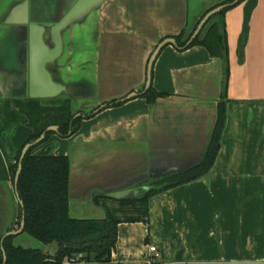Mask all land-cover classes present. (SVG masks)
Masks as SVG:
<instances>
[{"label":"crops","instance_id":"1","mask_svg":"<svg viewBox=\"0 0 264 264\" xmlns=\"http://www.w3.org/2000/svg\"><path fill=\"white\" fill-rule=\"evenodd\" d=\"M220 1L102 0L56 31L63 0H29L27 5L25 0H0V100L24 99L21 86L30 85L24 70L31 58V26L45 28L44 51L53 58L44 63L41 85H60L57 97L96 106L118 99L102 93L114 77L126 79L125 95L140 90L157 44L190 30ZM24 16L29 34L19 23ZM224 22L230 59L227 120L210 171L153 196L148 223H119L110 262L61 264H147L151 244L162 252L161 264H264V0L239 1ZM117 43L128 44L119 58L112 53ZM224 78L222 59L205 47L168 45L154 64L152 81L168 96L154 104L138 96L84 119L69 138L70 148L55 152L69 156L74 180L94 174L113 156L145 153L161 139H188L202 147L216 120ZM0 186L8 189L11 182L2 180ZM12 215L8 223L0 218V238L11 228ZM70 215L100 219L106 212L95 200L70 199ZM51 246L41 248L48 253Z\"/></svg>","mask_w":264,"mask_h":264},{"label":"trees","instance_id":"2","mask_svg":"<svg viewBox=\"0 0 264 264\" xmlns=\"http://www.w3.org/2000/svg\"><path fill=\"white\" fill-rule=\"evenodd\" d=\"M233 1L222 0L212 8ZM232 7L212 16L192 44L185 48L203 46L212 57L220 58L224 63L225 78L218 103L217 118L210 144L201 164L184 173L154 183L148 191L139 196L115 200L117 203L115 209L108 207L109 198L97 197L95 203L102 206L106 212L102 219L73 218L70 215L69 196L71 161L68 155L52 153V144H46V142L54 132H47L46 138L32 147L22 161L23 169L18 191L24 207H20L18 223L20 224L24 213V232L44 246L56 244L60 249L55 257H51L42 248L16 245L14 244L15 236H8L3 244L7 255L5 264H61L65 259L110 262L117 242L119 223L139 221L148 223L149 201L153 196L197 180L210 171L221 148L227 120L224 100L227 96L230 59L224 15ZM212 8L208 9L202 17ZM201 18L189 34L184 29L173 36L177 39L179 47L186 45ZM168 95L167 92L158 91L152 84L150 89L140 96L149 104H154L158 98ZM124 102L112 99L106 104L110 107L111 105L119 106ZM74 116L72 99L69 98L52 99L47 103L37 98L0 100V148L9 160L10 172L15 175L23 147L39 138L49 126L58 125L61 136L74 134L82 122V117L73 120ZM42 145L45 146L36 151ZM6 179H8V173L5 171L0 152V181ZM0 264H4L1 251Z\"/></svg>","mask_w":264,"mask_h":264},{"label":"water","instance_id":"3","mask_svg":"<svg viewBox=\"0 0 264 264\" xmlns=\"http://www.w3.org/2000/svg\"><path fill=\"white\" fill-rule=\"evenodd\" d=\"M28 1L29 0H25L24 4L27 5ZM101 1L102 0H63V8H65L62 10V17H60V21L54 29L56 31H60L65 24L67 25L73 20L83 17L94 7V5ZM239 1L240 0H234L231 3L221 4L208 11L199 21L196 29L193 31L185 46H178L177 39L173 37L175 35L165 37L162 41H160L149 58L147 65V79L143 90L132 91L127 96L119 100L123 102L130 100L144 94L150 89L153 81L154 64L166 46L172 45L179 49H185L189 47L212 16L220 13L226 8L235 5ZM28 22L29 21L25 16L19 20V23L25 24V27H22L25 33L28 31L27 33L29 34L30 27L27 25L29 24ZM44 30L45 28L43 27L35 28L34 26H31L29 39L31 58L28 69L26 70L25 68L24 70V74L26 76L25 84L29 81L30 85L21 86L22 90H25V95H23L21 98H53L57 97V94L61 92L60 85H53L52 87H48L50 85H41L40 75L41 73L42 76L44 74V63L46 60H50L51 62L53 60L51 56L46 58L48 54H45L44 41L41 39V35ZM105 106L106 104L101 105L97 111L103 109ZM213 128L208 140L205 144H203L202 147H195L194 145L190 144L189 141H187L188 139L183 141L178 138H165L161 139L160 141H154L149 146L148 150L140 155H131V153H128L113 157L96 167V169L93 171L94 174L89 175V177H78L74 180H70V199H84L93 201L97 197L104 196L115 200H122L132 196H139L148 191L154 183L168 177L184 173L189 169L201 164L210 144ZM57 130L58 126H50L47 129V131ZM46 132L43 133L36 141L28 143L23 148L21 159L25 157L32 146L38 144L45 138ZM21 171L22 163H20L18 167L15 184L19 203L21 206H23L24 203L19 197V193L17 191V185ZM24 228L25 219L23 216L20 228L18 230L7 231L5 234H3L1 238V244H3L4 240L8 236H16L22 233ZM2 250L4 254V260L6 262L7 255L3 246ZM58 251L59 246L54 244L49 248L48 254L51 257H55Z\"/></svg>","mask_w":264,"mask_h":264},{"label":"rangeland","instance_id":"4","mask_svg":"<svg viewBox=\"0 0 264 264\" xmlns=\"http://www.w3.org/2000/svg\"><path fill=\"white\" fill-rule=\"evenodd\" d=\"M192 7L199 8L200 4L199 3H197V4L192 3ZM195 25H194V27H195ZM194 27H192L190 30H188L187 34H189L191 32V30H193ZM93 46L94 45H90V48L94 49ZM127 46H128L127 43H117V45H116L117 48H114L112 50V53L116 54L117 57L119 58L121 56L122 51H123L121 49V47L127 48ZM111 83H112V86L109 85V87L108 88L106 87V89H104V91L102 92L104 96L105 95H107V96L113 95V96L119 98L120 96H123L126 94V92H127L126 87L128 86L126 79H122L120 77H117V78L114 77V79L111 80ZM143 86L140 87V90L143 89ZM127 95H125V96H127ZM77 102H78V104H76L75 101H72L74 113H77L80 109L90 110L93 107L97 106V105L95 106L94 104H88L82 100H78ZM44 103H47V102H44ZM69 138H62L59 136H55L56 149L59 150L60 148L62 149L65 147L70 148V139ZM113 157H117V155L113 156ZM2 187L3 186H0V202H1L0 203V218H1V221L8 223L9 222V217H8L9 212L12 211L13 217L11 218V222H10V224H12L13 223L12 220H13L14 216L16 218L17 214L19 212L16 194H15L12 186L8 187V189H7V187H5V188L4 187L2 188ZM107 205H108V207H110L112 209L117 208V203L113 200H110V199H108ZM2 213H3V216L1 217ZM120 215L121 214H119V216ZM15 244L16 245H22L24 247L31 246V248L44 247V245L40 241L36 240L32 236H30L28 233H22V234L16 236L15 237ZM65 260H68V259H65Z\"/></svg>","mask_w":264,"mask_h":264},{"label":"flooded vegetation","instance_id":"5","mask_svg":"<svg viewBox=\"0 0 264 264\" xmlns=\"http://www.w3.org/2000/svg\"><path fill=\"white\" fill-rule=\"evenodd\" d=\"M146 79H147V71H146ZM145 83H146V81H145ZM145 83H144V85H145ZM144 87V86H143ZM143 90V89H142ZM141 90V91H142ZM65 97H57V98H55V99H64ZM123 98V97H122ZM69 99H72V98H69ZM121 99V98H120ZM118 100H119V98H118ZM72 101H73V99H72ZM103 104H106V103H103ZM103 104H100V105H97L96 107H93L92 109H90V110H86V109H80L77 113H75V116L73 117V120L75 119V118H78V117H82V122H83V120L84 119H90V118H92V117H94L96 114H98L99 112H101V111H103V110H105V109H107V108H110V107H113L112 105L110 106V107H107V104H106V106L103 108V109H101V110H99V111H97V109H99L100 107H101V105H103ZM82 122L80 123V125H79V127H78V129L76 130V132L80 129V127H81V124H82ZM51 126H58V125H51ZM50 127V126H49ZM48 127V128H49ZM47 128V129H48ZM47 129H46V131H47ZM45 131V132H46ZM44 132V133H45ZM47 132H49V131H47ZM46 132V133H47ZM52 132H54V134L49 138V140L46 142V144H52V146H53V149H52V153L53 154H55V155H66V154H58V153H56L55 152V149H56V146H55V141H52L51 139H52V137L53 136H59V137H62V138H69V137H71V136H73L74 134H69V136H61L60 135V133H59V126H58V130L57 131H52ZM71 133V132H70ZM42 135V134H41ZM41 137V136H40ZM39 137V138H40ZM45 138H46V134H45ZM44 138V139H45ZM38 139V138H37ZM36 139V140H37ZM43 139V140H44ZM36 140H34V141H36ZM42 140V141H43ZM34 141H32V142H34ZM41 141V142H42ZM41 142H39V143H41ZM31 143V142H30ZM38 143V144H39ZM28 144V143H27ZM26 144V145H27ZM25 145V146H26ZM37 145V144H36ZM24 146V147H25ZM35 146V145H34ZM34 146H32V147H34ZM45 145H42V146H40V147H38L37 149H36V151H39L40 149H42L43 147H44ZM23 147V148H24ZM31 147V148H32ZM30 148V149H31ZM30 149H29V151H30ZM22 151H23V149H22ZM22 151H21V154H22ZM28 151V152H29ZM0 152H1V157H2V161H3V165H4V168H5V171L8 173V179H6V180H8V181H10L11 182V186H12V188L14 189V192H15V194H16V198H17V205H18V208H19V212H18V214H17V217H16V219H15V221H14V223H12V225H11V228L10 229H8V231H12V230H18L19 228H20V226H21V221H22V218H23V216H24V213L22 214V218H21V220H20V224L18 223V221H19V213H20V207L21 208H23L24 207V204H23V206H21L20 205V203H19V199H18V197H17V193H16V184H15V179H16V173H17V171H18V167H19V165H20V163H22V161H23V159L25 158H23V159H21V155H20V161H19V163H18V167H17V170H16V173H15V175H13L11 172H10V167H9V160H8V158L6 157V155L3 153V151L1 150V148H0ZM27 152V153H28ZM27 155V154H26ZM25 155V156H26ZM22 169H23V163H22ZM22 172V171H21ZM20 179V178H19ZM19 183V182H18ZM17 191H18V185H17ZM18 193H19V191H18ZM20 197V196H19ZM23 201V200H22ZM24 203V202H23ZM25 219V218H24ZM25 229V228H24ZM7 232V231H6ZM5 232V233H6ZM4 233V234H5ZM22 233H25L24 232V230H23V232ZM22 233H20V234H22ZM19 234V235H20ZM16 236H18V235H16ZM15 236V237H16ZM2 238V237H1ZM1 238H0V251L2 252V254H3V250H2V246H3V248H4V242H3V244H1ZM14 244H15V238H14ZM60 249V248H59ZM5 250V249H4ZM59 252V251H58ZM3 258H4V254H3ZM7 259V258H6ZM6 262H5V260H4V264H5Z\"/></svg>","mask_w":264,"mask_h":264},{"label":"built area","instance_id":"6","mask_svg":"<svg viewBox=\"0 0 264 264\" xmlns=\"http://www.w3.org/2000/svg\"><path fill=\"white\" fill-rule=\"evenodd\" d=\"M147 264H161L162 252L157 245H149V252L146 255Z\"/></svg>","mask_w":264,"mask_h":264}]
</instances>
